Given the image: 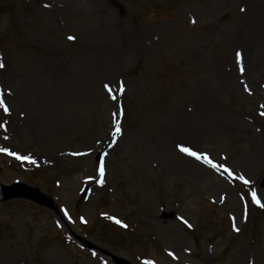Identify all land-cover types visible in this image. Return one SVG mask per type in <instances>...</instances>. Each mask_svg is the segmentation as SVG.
I'll return each instance as SVG.
<instances>
[{"label":"rangeland","instance_id":"374dc122","mask_svg":"<svg viewBox=\"0 0 264 264\" xmlns=\"http://www.w3.org/2000/svg\"><path fill=\"white\" fill-rule=\"evenodd\" d=\"M0 63V182L63 214L0 204V264H264V0H0Z\"/></svg>","mask_w":264,"mask_h":264},{"label":"bare ground","instance_id":"6f19581e","mask_svg":"<svg viewBox=\"0 0 264 264\" xmlns=\"http://www.w3.org/2000/svg\"><path fill=\"white\" fill-rule=\"evenodd\" d=\"M185 132L186 133V137L188 139H192L194 141L195 140V135L192 131H190V129H186ZM19 138V137H18ZM15 142H17V139L15 137H13L7 130L5 129H1L0 130V149H7V152H11V153H16L18 154L19 152V148L18 146L15 144ZM0 152H6V151H0ZM172 157L170 158H164L163 162L161 163L162 168L164 166H166L167 169H172L173 171H188V170H193L192 168H190V166L184 164H192L193 162L190 161V159H187L185 157H183V154H178V153H171ZM53 157V158H52ZM51 159L53 160H57L60 155L56 154L55 156L52 155ZM196 164V163H194ZM201 167V166H200ZM186 170V171H185ZM198 171V169L196 170ZM196 171H191L192 173H196Z\"/></svg>","mask_w":264,"mask_h":264},{"label":"water","instance_id":"95a60500","mask_svg":"<svg viewBox=\"0 0 264 264\" xmlns=\"http://www.w3.org/2000/svg\"><path fill=\"white\" fill-rule=\"evenodd\" d=\"M24 190V192H20ZM0 193L2 196L0 197V202H4L7 200L15 199V198H22V199H29L33 202L46 206L48 208L54 206L53 200L50 198V201L47 197L39 190L29 188L24 184L19 182L14 183L12 186H3L0 185ZM119 264H127L126 262H118Z\"/></svg>","mask_w":264,"mask_h":264},{"label":"snow or ice","instance_id":"6c2138e0","mask_svg":"<svg viewBox=\"0 0 264 264\" xmlns=\"http://www.w3.org/2000/svg\"><path fill=\"white\" fill-rule=\"evenodd\" d=\"M69 39H74V38L73 37H69ZM237 55H238V57L240 56L239 53ZM2 67H3V64L0 63V68H2ZM241 71H243V68L242 67H241ZM109 90L111 91V89H109ZM113 99H115V96H113ZM0 107H3V109H4V111L6 113L9 111L7 105L3 101V98H2V90H0ZM117 131H119V128H117ZM180 150L182 152H185V153L191 155V156L196 157L197 159L203 158L207 163H211V160L209 158H207L206 156L205 157H201V155L199 153L192 151L190 148H186V147L181 146ZM0 151H6L7 152L8 150L7 149H0ZM8 154L9 155H16V153H11V152H9ZM17 158L18 159H29L28 157H19V156ZM32 162L34 163V161H32ZM100 173H101V176H103V173H104L103 166H101ZM245 183H248V181L245 180ZM252 198H253V201L256 204H258L261 207H264V204L261 203V201L257 197L256 193H254V192L252 193ZM117 223H119V221H117ZM237 231H238V229H237Z\"/></svg>","mask_w":264,"mask_h":264}]
</instances>
